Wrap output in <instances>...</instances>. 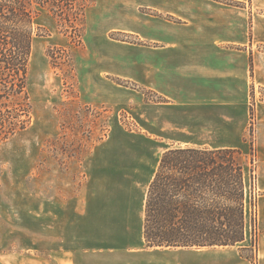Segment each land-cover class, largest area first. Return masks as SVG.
Returning <instances> with one entry per match:
<instances>
[{"label": "rangeland", "instance_id": "obj_1", "mask_svg": "<svg viewBox=\"0 0 264 264\" xmlns=\"http://www.w3.org/2000/svg\"><path fill=\"white\" fill-rule=\"evenodd\" d=\"M100 1L106 2L81 0L80 4L86 5V19L77 38H72L66 23L47 11L38 19L42 29L33 40L29 68L31 123L0 143L3 261L53 264L64 252L68 264H188L184 262H194L200 256L206 257L208 264H264L261 87L252 90L250 125L236 148L254 161V166L247 163L245 172V241L233 247L205 249H149L136 243L143 222L140 202L158 156L169 146L163 143L155 148L153 142L140 138L131 109L134 106L126 104L125 111L116 90L122 85L146 94L150 101L160 98L136 83L100 72L106 67L97 55L105 48L100 42L142 43L133 33L98 26ZM126 2L132 9L138 8L137 0ZM260 50L264 51V45ZM115 95L118 98L114 99ZM130 183L131 187H122ZM123 200L126 218H130L126 225L131 247L120 245L125 220L118 217L125 212ZM112 248L115 251L109 250ZM176 254L187 258H174Z\"/></svg>", "mask_w": 264, "mask_h": 264}, {"label": "crops", "instance_id": "obj_2", "mask_svg": "<svg viewBox=\"0 0 264 264\" xmlns=\"http://www.w3.org/2000/svg\"><path fill=\"white\" fill-rule=\"evenodd\" d=\"M105 1H100L98 26L133 33L142 43L100 42L105 48L97 55L106 64L100 72L136 83L160 98L150 101L146 94L122 85L116 90L125 111L126 104L134 106L140 138L153 142L155 148L163 143L169 146L158 156L151 180L145 181L140 202L143 222L136 236L141 246L146 244L147 190L162 154L180 146L239 148L244 140L250 125L252 90L264 88V51L260 50L264 45V0H137L136 10L126 0ZM122 187H131V183ZM121 204L125 212L118 219L125 223L120 245L131 247L126 200ZM205 248L212 247L196 249ZM63 254L53 264H68ZM179 255L174 258H187ZM193 260L184 263L208 264L204 256ZM0 264H6L3 256ZM10 264L19 262L11 260Z\"/></svg>", "mask_w": 264, "mask_h": 264}, {"label": "trees", "instance_id": "obj_3", "mask_svg": "<svg viewBox=\"0 0 264 264\" xmlns=\"http://www.w3.org/2000/svg\"><path fill=\"white\" fill-rule=\"evenodd\" d=\"M81 0H0V143L28 128L33 40L44 11L66 23L72 38L86 19ZM236 148L166 150L146 195L148 248L235 246L246 239V165ZM256 242L252 246L255 251Z\"/></svg>", "mask_w": 264, "mask_h": 264}]
</instances>
